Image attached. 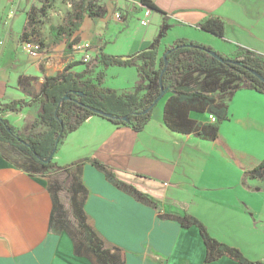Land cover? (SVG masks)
Returning <instances> with one entry per match:
<instances>
[{"label": "crops", "instance_id": "1", "mask_svg": "<svg viewBox=\"0 0 264 264\" xmlns=\"http://www.w3.org/2000/svg\"><path fill=\"white\" fill-rule=\"evenodd\" d=\"M151 1L157 10L143 6L140 0H98L104 9L101 17H85L72 33L74 42L45 38L44 51L38 57H30L23 50L20 36L29 10L22 9L25 20L18 41L24 58L16 49L2 47L0 40V104L36 98L45 78L59 75L66 65L82 69L83 51L74 50L73 44L88 43L91 57L100 50L119 57L133 55L150 45L164 19L170 27L180 24L207 33L198 28L199 23L207 17L222 18L224 37L240 48L264 53V49L248 44L239 31L231 30L234 25L241 30L248 28L249 36L258 42L264 40V23L252 15L243 17L238 4H230L240 0ZM140 10L139 22H147L139 23L144 32L137 31L133 38L118 42L110 24L128 26L129 17ZM9 12L7 22L0 17V31L11 36L16 14ZM117 13L121 19L115 17ZM173 38L172 43L185 39L210 45L197 33H175ZM108 44L114 46L109 48ZM158 49L163 55L160 42ZM236 49L230 48L223 55L231 57ZM110 67L114 66H99L96 71L106 77L113 71L111 76L117 77L124 71L114 68L136 69ZM135 72L136 76L133 73L130 79L115 84L106 78L102 86L131 90L138 80L137 69ZM164 102L156 103L140 131L92 115L59 146L54 163H74L71 172L80 171L79 180L87 191L83 201L87 222L105 247L120 249L123 264H239L228 256L205 262L198 227H183L160 217L184 213L197 218L211 236L240 250L249 260L264 259V176L248 175L264 159V95L252 89L235 90L226 100L228 119L218 124L213 140L168 129L163 122ZM38 110L39 102L34 100L30 106L2 116L19 132L40 134L48 126L39 121ZM190 118L197 124L211 123L206 113L190 112ZM95 159L109 167L118 180L148 195L158 208L114 186L92 164ZM21 161L11 147L0 142V264H93L75 254L71 237L53 225L51 193L55 185H61L64 172L33 174L19 166Z\"/></svg>", "mask_w": 264, "mask_h": 264}, {"label": "trees", "instance_id": "2", "mask_svg": "<svg viewBox=\"0 0 264 264\" xmlns=\"http://www.w3.org/2000/svg\"><path fill=\"white\" fill-rule=\"evenodd\" d=\"M97 1L78 0L74 14L76 25L70 23L73 30L85 17L93 19L103 15L104 9L97 5ZM140 3L157 10L151 0H140ZM32 20L33 16L29 11L21 40L31 36L44 47L36 32L28 27ZM224 26L222 18L207 17L199 23L198 28L222 37ZM169 27L164 19L150 45L128 55L130 59L122 60L119 56L102 53L100 50L87 62H82L84 69L74 70L75 65L69 64L59 75L46 77L36 98L28 101L16 99L0 104V142L7 144L18 154L22 160L19 166L33 174L64 172L65 178L61 185H55L51 193L53 225L56 230H62L71 237L75 254L86 257L93 264H123L121 251L117 247H105L103 240L87 222L83 207L87 191L79 180L80 171L70 170L74 163L58 165L53 158L50 162L45 161L51 155L57 137L55 153L66 136L92 115L105 118L114 125H126L134 131H140L151 118L155 106L153 102L160 95L161 88L164 92L162 99L167 97L163 107L165 126L177 133H196L206 140H213L218 135V124L228 119L226 100L235 90L252 89L264 95V55L254 50L237 48L231 57L218 53L223 59L219 61L208 53L212 51L208 46L179 39L163 50V54L170 51L166 55L165 65L158 48ZM52 30L59 34L63 32L61 27ZM228 60L238 63H230ZM99 66H135L138 72L137 83L131 90L116 91L103 87L106 75L96 71ZM21 83H24L23 79ZM64 96L67 99H63ZM34 100L39 102L37 117L48 126V130L40 134H24L3 118L2 114L5 112L20 111L23 107L30 106ZM92 108L112 117L97 114ZM190 112L212 114L216 119L209 124H197L190 118ZM121 117L126 120L120 119ZM92 162L114 186L141 203L158 208L157 202L148 195L118 180L109 167L96 159ZM263 167L264 159L257 167L248 171V175L255 177V173ZM60 191L66 192L67 209L59 197ZM160 217L172 219L183 227H198L204 242L205 262L228 256L239 264H264V259L251 261L240 250L219 242L208 233L201 221L187 213L181 216L160 214Z\"/></svg>", "mask_w": 264, "mask_h": 264}, {"label": "rangeland", "instance_id": "3", "mask_svg": "<svg viewBox=\"0 0 264 264\" xmlns=\"http://www.w3.org/2000/svg\"><path fill=\"white\" fill-rule=\"evenodd\" d=\"M2 1L0 3V17L3 16V19L7 22L10 20L8 18V12L10 10H15L16 14V19L14 20V24L12 26V35L9 36L5 32L0 31V40L2 41V47L7 46V47H12L16 49V54L20 58H24L23 51L20 46L19 36L20 33L23 30V24L25 20V11L22 9H28L33 16V20L30 22V25L28 27L30 29H33L37 37L45 44V38H49L48 40L56 41L57 38H65L67 41L71 40L74 42V40L71 38L72 33H73V28L70 25L72 22L73 24L76 25V21L74 19V14H75V6L78 2V0H0ZM242 1V2H240ZM236 3V1H231L230 4H238L237 6L239 7L240 14L243 17H248L249 15L254 16V18L258 21H260L261 24L264 23V0H240ZM98 5V4H97ZM101 7V6H100ZM32 9V10H31ZM28 12V11H27ZM119 14V13H117ZM120 15V14H119ZM142 17V11H137L135 12L132 17H129L128 20V26L124 23H115L112 22L110 26L113 28V33L116 37H118V42L125 39V38H133V35L137 32H144V27L140 26L139 19ZM121 19V15H120ZM81 24V22L79 23ZM78 24V26H79ZM264 26V25H261ZM62 28V33H58V31H53L52 29L54 28ZM76 27V26H75ZM52 28V29H51ZM105 29V28H104ZM237 30L240 32L242 37L249 42L248 44H255L256 47L264 49V40L262 42L256 41L257 39L249 36V30L246 28L245 30H241L239 27L237 28V25L232 26L231 30ZM187 33L191 32L193 34H196L198 36H201V38H204L207 40L206 43L210 45L206 46H211L208 47L212 51L220 53V54H228V51L230 48H240L239 44L231 42V38H226L224 36L219 37L215 36L210 33H204V32H198L194 31L193 28H189L188 26L185 25H173L172 27L168 28L166 30V34L164 38L160 40V49L163 50L165 45H170L171 40L174 39L173 35L175 33L180 34V33ZM59 34V35H58ZM113 41V39H110ZM259 43V44H257ZM114 46V44H108V47L111 48ZM253 46V45H252ZM223 52V53H221ZM257 53H260L257 51ZM41 54V53H40ZM263 54L264 53H260ZM91 57V56H90ZM80 67L84 69V64H81ZM114 68V67H110ZM121 69L120 71H124L123 73L119 74L117 77L111 76L112 72H107V82H113V84L118 83L120 81H126L127 79H130L131 74H135V68H114V70ZM130 72V74H129ZM164 102L162 100L160 105ZM66 192L62 191L60 193L61 199L63 201L64 208L67 209V197H66Z\"/></svg>", "mask_w": 264, "mask_h": 264}, {"label": "built area", "instance_id": "4", "mask_svg": "<svg viewBox=\"0 0 264 264\" xmlns=\"http://www.w3.org/2000/svg\"><path fill=\"white\" fill-rule=\"evenodd\" d=\"M10 15H14L15 14V10H10L9 12ZM115 17L117 19H120V15L116 14ZM140 24H147L146 20H141ZM22 47L23 50L25 51V53L27 55H29L30 57H38L40 55V53H42L44 51V47L39 43V41H37L35 38H32L31 36L28 37L26 40L22 41ZM73 48L74 50H82V61L83 62H87L90 59V45L88 43H75L73 44ZM215 116H213L212 114H209V120L211 122L215 121Z\"/></svg>", "mask_w": 264, "mask_h": 264}, {"label": "water", "instance_id": "5", "mask_svg": "<svg viewBox=\"0 0 264 264\" xmlns=\"http://www.w3.org/2000/svg\"><path fill=\"white\" fill-rule=\"evenodd\" d=\"M207 51H208V50H207ZM169 52H170V51H166L163 55H161V57H162V59H163L165 65H166V63H167V62H166V55H167ZM208 53H209L211 56H213L214 58L218 59L219 61H222V60H223V59H222V56H220L218 53H216V52H214V51H208ZM120 58H121L122 60L130 59L129 56H121ZM228 62H230V63H235V64L238 63V62L235 61V60H228ZM163 71H164V70H163ZM163 71H162V72H163ZM163 96H164V92H163V91L161 90V88H160V95L155 99V101L153 102V105H156V103L159 102V100H161V98H162ZM63 99H67V97L64 96ZM92 110H93L94 112H96L97 114H100V115H103V116H106V117H112V115H109V114H107V113H104V112L98 111L97 109L92 108ZM120 119H122V120H126L125 117H121ZM57 143H58V137L56 138L55 146H54L53 149H52L51 155L47 158V160H45L46 162H47V161L50 162V161L52 160L53 155H54L55 150H56ZM260 174H262V175L264 176V167H263L261 170H258V171L255 173L256 176H259Z\"/></svg>", "mask_w": 264, "mask_h": 264}]
</instances>
